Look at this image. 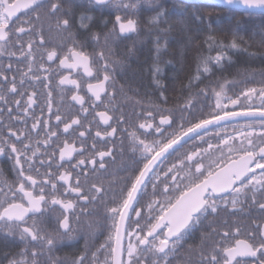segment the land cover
Here are the masks:
<instances>
[{
  "label": "snow or ice",
  "instance_id": "obj_1",
  "mask_svg": "<svg viewBox=\"0 0 264 264\" xmlns=\"http://www.w3.org/2000/svg\"><path fill=\"white\" fill-rule=\"evenodd\" d=\"M91 2L101 8L110 5L117 12L136 11L141 3L160 5V0ZM209 6L224 8L229 13L242 11L249 16H264V0H211ZM64 7V0H0V42H3L0 54L6 51L9 42L19 45V54L9 52L8 55L17 57L18 63L25 65V69H17L19 82L16 75L11 79L7 75L13 69L11 63L0 70V104L3 105L0 107V156L6 155L13 161L15 173L10 181L0 170V232L18 236L25 245L20 258L10 260L9 264H40V256L53 253L65 237L73 236L74 223H79L81 216L91 215L90 204H103L106 218L112 221L111 229L95 251L86 245L71 264H172L181 242L209 217H218L222 211L234 214L249 201L264 214V84L228 95L232 82H217L211 88L214 104L207 111L201 107L198 116L194 112L197 99L206 100L209 96L207 87L199 88L202 78L211 76L215 68L222 69L226 59L225 46L212 36L205 44L209 53L216 50V54L197 57L195 74L186 86L199 91L190 93L176 109L159 106L145 109L141 122L128 132L131 165L120 169L126 175L119 177L118 190L113 182L107 188L104 186L101 177L107 171L108 158L115 162V145L109 147L108 143L116 136L118 126L126 123L123 105L141 104L140 100L123 94V86L117 87L115 72L121 61L112 58L111 45L116 37L137 32L138 21L117 14L112 29L103 37L100 33L92 34V40L100 46L94 54L73 42L62 55L56 49L45 48L40 55L41 62L36 64L35 50L44 47L45 28L50 31L54 26L57 31L66 32L71 26ZM193 7L199 11V6ZM21 10H26L27 19L22 23L27 27H10L13 18L19 20L17 13ZM166 16L167 10L161 6L148 23L166 34L168 29L160 27L167 22ZM195 18L202 21L199 15ZM92 19L81 15L80 28L87 29V22ZM25 35L29 37L26 42ZM259 37L256 43L264 49V32ZM243 43V38L233 33L227 47L241 50ZM161 47L158 36L157 53ZM163 47H167V41ZM45 55L48 62L58 59L61 68L82 69L94 81L87 83L86 100L80 94L79 80L70 74L60 75V86H72L70 101L79 105V112L61 114L57 109L53 113L51 90L46 93L47 118L44 108L40 115L34 111V106H39L38 93L29 92L24 85L26 81H36L49 88V83H45L49 81ZM159 72L156 67L154 75ZM254 97L260 100L259 106H253ZM90 110L92 120L85 125L81 116L87 120ZM177 110L179 121L175 118ZM117 112L119 116L115 115ZM53 115L55 125L51 123ZM254 117H259V131L254 121L239 128L233 125L232 131H228L230 122ZM93 123L96 125L94 139L86 148ZM61 135L65 137L63 140ZM98 142L105 146L98 148ZM119 151L123 155V141ZM57 208L60 214L55 218L56 227L48 231L45 222ZM253 225L244 239L238 238L239 226L235 227L234 234L223 231L222 242L214 243L211 251L205 252L213 234L219 235L209 223L208 232L201 236V244L187 250L186 264H264V223L253 221ZM88 227L91 230L93 225ZM194 255L199 260H193ZM47 264L65 262L48 255Z\"/></svg>",
  "mask_w": 264,
  "mask_h": 264
},
{
  "label": "flooded vegetation",
  "instance_id": "obj_2",
  "mask_svg": "<svg viewBox=\"0 0 264 264\" xmlns=\"http://www.w3.org/2000/svg\"><path fill=\"white\" fill-rule=\"evenodd\" d=\"M14 2V0H13ZM65 7L64 12L69 13V18L71 21V26L68 31L60 32L53 28L49 31L47 27L44 31V40L45 44L43 48H37L35 50L36 55V64H39L40 55L44 52V49L52 50L56 49L58 53L61 55L67 52V48L72 45L73 42L77 44L83 45L84 50L89 54H94L95 51L99 50V47L93 40L92 34L93 33H100L101 37L103 34L108 32L112 29L113 24L115 22V15L119 14L121 16H125L121 13H114L113 14V7H109L108 11L99 10L100 7L96 6L91 0H64ZM141 8L142 5L140 6ZM139 7V8H140ZM99 10V11H98ZM26 10H21L17 13L19 20L13 18V22L10 27H17V26H25L22 21L27 19L24 15ZM122 11H129L121 9ZM112 12V13H111ZM81 15L91 16L93 19L89 23V27L87 29L80 28V17ZM132 18L131 16H128ZM134 19V18H132ZM106 23V26H105ZM128 34L125 36H118L114 39L111 45V50L114 53L113 59H119L121 56L120 54H126L125 52L127 49L126 47L128 44V39L132 35ZM15 39V37H13ZM29 39L27 35L23 37L24 42ZM3 43V42H0ZM102 46V43H101ZM119 47L122 49L119 51ZM124 48V49H123ZM9 52H17L19 54V45H13L11 42L6 46V51L0 54V70L5 68L8 63L13 65V69L11 72H8L7 75L9 79L13 75L17 76V82H19V73L17 69H25V65L23 63H18L17 57H11L8 55ZM107 54V50H106ZM45 66L49 69L47 75L49 76V81H45V83H49V88H44L43 84L36 82V81H26L24 88H26L29 92L35 90L38 93V107L34 106V111L37 115H40L41 108H44V115L47 118V108H46V93L47 91H52V99H53V113L56 112L57 109L60 110L61 114H66L69 111L72 113L79 112V105H73V102L70 101V96L72 94L69 89L72 88L71 85L60 86L59 79L60 75H71L72 78L77 79L81 83V95H85L86 100L88 98L87 94V83L94 82L90 80L87 76L84 75L83 70L77 69H64L59 67V60H54L52 62H48L46 60V55L44 59ZM121 70V69H120ZM119 70V65L116 67L115 72V80L117 87L123 86V94L132 97L134 100H140L141 104H125L123 105V111L125 115L126 123L121 124L118 126V132L115 137L111 138L108 143V146L111 147L113 144L115 145V162H112L110 158H108L107 163V171L102 173V179L104 186L107 188L110 182H113L115 186L118 187L120 185L119 177L125 176L126 173L120 171L122 166H130L131 165V153L127 150L128 146V132L132 131L135 125H137L143 119V111L148 108H152L154 106H159L165 109H176L178 103H183V100L177 101L176 100V92L171 94L169 97L166 96L161 90H158L155 98L147 97L135 99V94L131 92L129 87L123 84L122 74ZM45 75L41 73V76ZM61 87L64 88V91L61 92ZM190 91V90H188ZM194 95V93L190 92ZM189 92L185 94V99L189 96ZM122 94V95H123ZM163 94V95H161ZM164 98H167V103H164ZM9 99H13V97H9ZM26 99V97H25ZM215 101L205 100L200 103L199 108L194 110L195 114L198 116L200 113L201 107L207 111L208 107L214 104ZM260 100L253 98V106H259ZM15 107L14 104L11 105ZM87 106V104H86ZM0 107H3L0 104ZM102 110V108L100 109ZM15 115V113H14ZM119 116L120 113L117 112L115 114ZM180 112L177 110L175 112V118L179 121ZM82 122L87 125L88 121L92 120L91 110L87 117V120L84 119L83 115L81 116ZM4 119H7V113H5ZM255 122L256 130L258 131L259 119L258 118H250V119H238L237 121L230 122L228 131H232L233 125L239 128L240 126L244 125L248 122ZM51 123L55 125V118L54 115L52 117ZM115 123V122H113ZM28 124L30 126L31 120L29 119ZM18 127H23V125H17ZM62 129V125H61ZM127 129V131H124ZM101 130H103V126H101ZM96 131V125L93 123L92 125V135H90L86 140V148L90 147L94 139V133ZM210 131H215V129H211ZM143 130H140L142 133ZM138 133V134H140ZM65 137L61 135V140ZM71 139V137H69ZM121 141H123V147L125 151L123 155H121L119 149L121 147ZM191 143V142H190ZM77 146L79 147V141L77 140ZM105 145L103 142H98L97 147L103 148ZM87 155V153H86ZM79 157H77L78 159ZM75 161H73L74 163ZM65 167H69L67 164ZM13 168V161L9 159L6 155L0 156V170L3 171L4 175L11 181L14 178V171ZM44 169H41L43 172ZM75 176V173H74ZM84 177L81 175V180L83 181ZM92 177H89V183L92 182ZM85 190H87V185H85ZM150 191V189H149ZM240 211H236L234 214L231 211H222L218 217L212 218L209 217L208 220L204 221L203 225L197 229H194L189 236L185 238L184 241L181 242V246L178 249V255L172 258V264H186L187 259V250L189 247L196 248L201 244V236L203 233L208 232V224L211 223L216 229L219 235L213 234L212 239L209 241L208 246L204 249L205 252H210L212 245L217 242H222V233L223 231L227 230L230 233L234 234L235 227L239 226L241 228V234L238 238L244 239L246 238L247 232L253 229L255 226L253 225V221H256L257 224L264 223V214L255 206L251 205L249 201L247 204L241 206ZM88 211L91 212V215H84L80 217L79 223H74V228L76 231L73 233L71 238L65 237L60 244L58 245L57 249L49 254L47 252L44 255L39 257L40 264H47V257L51 255L53 258L59 257L61 260L65 262V264H71V261L74 257L80 255L84 250L85 246L91 250L95 251L96 248L99 247L101 243H103L108 234L109 230L111 229L112 221L105 216V210L102 203L90 204L88 205ZM60 210L57 208L56 211L52 212L51 219L46 220V228L48 231H52L56 227L55 218L59 216ZM227 222V223H225ZM93 225L92 229L90 230L88 225ZM94 233V234H93ZM231 243V240L229 241ZM25 247V245L19 240L18 236H8L6 233L0 232V264H9V261L12 259H19V253ZM103 260V256L100 257ZM193 260H199L198 256H193Z\"/></svg>",
  "mask_w": 264,
  "mask_h": 264
},
{
  "label": "trees",
  "instance_id": "obj_3",
  "mask_svg": "<svg viewBox=\"0 0 264 264\" xmlns=\"http://www.w3.org/2000/svg\"><path fill=\"white\" fill-rule=\"evenodd\" d=\"M141 5L144 8L140 7L136 11H119L138 21L137 32L128 39L129 45L125 50L128 53L120 54L118 59L121 61L120 77L123 84L135 94V99L155 98L158 90H161L167 97L176 92V100L181 101L185 99L186 93L195 94L199 88L207 87L209 96L206 100L215 101L211 88L215 87L217 82H232L228 95L238 94L240 90L248 87L258 88L264 84V49L259 48L256 43L260 38L259 33L264 32V16H249L242 11L229 13L224 8H212L199 1L188 3L180 0H160V5ZM193 5L199 6L198 12ZM161 6L167 10V22L160 25L161 28L168 29L166 34L159 33L148 23ZM106 7H100L99 10H110ZM116 12L113 8V14ZM196 15H199L202 21L197 20ZM233 33L243 38L241 50L227 47L233 39ZM158 36L162 46L159 53L156 51ZM209 36L225 46L223 51L226 59L223 68H215L211 76L203 77L199 88L188 89L186 86L189 78L195 74L197 57L216 54V50L209 53L205 44ZM165 41L166 48L163 47ZM121 49L122 47H119V51ZM156 67L160 69L159 75H154ZM202 101H205L204 97L197 99V108Z\"/></svg>",
  "mask_w": 264,
  "mask_h": 264
},
{
  "label": "water",
  "instance_id": "obj_4",
  "mask_svg": "<svg viewBox=\"0 0 264 264\" xmlns=\"http://www.w3.org/2000/svg\"><path fill=\"white\" fill-rule=\"evenodd\" d=\"M181 1L188 2V3H193V2L199 1V2L206 4V5H210V3H211V0H181ZM128 34H131V33H128ZM128 34H125V35H128ZM125 35H123V36H125ZM254 118L259 119V117H254ZM239 119H245V118H239Z\"/></svg>",
  "mask_w": 264,
  "mask_h": 264
}]
</instances>
